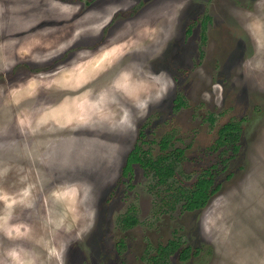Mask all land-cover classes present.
Wrapping results in <instances>:
<instances>
[{"label":"rangeland","instance_id":"374dc122","mask_svg":"<svg viewBox=\"0 0 264 264\" xmlns=\"http://www.w3.org/2000/svg\"><path fill=\"white\" fill-rule=\"evenodd\" d=\"M166 6L98 42L118 5L0 0V264H15L12 250L23 264H153L173 238L167 264H264V0ZM178 8L186 18L164 44ZM229 120L240 122L237 151L217 146ZM139 130L153 157L170 132L168 151L184 150L168 181L126 170ZM213 163L221 187L185 210L169 187ZM129 209L138 223L123 229Z\"/></svg>","mask_w":264,"mask_h":264},{"label":"trees","instance_id":"16d2710c","mask_svg":"<svg viewBox=\"0 0 264 264\" xmlns=\"http://www.w3.org/2000/svg\"><path fill=\"white\" fill-rule=\"evenodd\" d=\"M178 105L182 103L181 96L177 97ZM241 136V126L239 121L229 120L219 129L217 146H228L233 151L239 149V139ZM170 136L166 135L161 140L162 148L168 147ZM131 161H144L137 153L131 155ZM172 154H159L156 158L146 157L147 165L151 167L160 181H165L167 177L174 174ZM169 160V162H168ZM228 158H222L221 161L226 163ZM218 164L213 163L205 168L198 179L190 186H180L170 190V196L183 201V207L188 210H194L204 207L212 194L217 192L221 183L217 179ZM127 225H133L137 222V217L127 213L122 219ZM179 248V242L175 238L170 239L166 244L157 248V253L152 256L153 264H167L170 255ZM198 251H195V253ZM192 254L189 246L180 249L181 259H187Z\"/></svg>","mask_w":264,"mask_h":264},{"label":"flooded vegetation","instance_id":"af4514ba","mask_svg":"<svg viewBox=\"0 0 264 264\" xmlns=\"http://www.w3.org/2000/svg\"><path fill=\"white\" fill-rule=\"evenodd\" d=\"M169 1L170 0H136V2L134 0H82V6L85 9L100 8V7H105L107 5H118L119 8H122V10L119 11V12L113 11L112 13H110L109 17L105 21V23L100 26V28H99V30L97 32L99 34V39H100L98 42H100V41H103L106 38H108L109 33H110L111 29L114 26L118 27L121 23L123 25V23L126 22L129 19L135 21V23L137 24L134 27H138V25L142 26L141 22L145 20V17H151L150 15L155 14V13L166 12L167 9H168L166 4ZM77 2H79V0H77ZM177 11L178 12L174 11V12L171 13L172 16L170 18V22L168 23V26L166 28H164V30H163L164 32L161 34V38H162L161 42H163L164 44L168 43V41L170 40V38H169L170 36L171 37L174 36L173 34H171L172 31H171V28H170V25H173L172 23H174L173 21H178L179 23H181V21L184 18H186L184 16V14L182 13V9L178 8ZM173 29H175L174 25H173ZM177 30H178V32H180L179 29H177ZM188 30H191V29H188ZM70 54H71V52L69 51L68 52V56ZM177 97L175 98V101H174V104H173L174 105L173 107H175V108L182 107V105L185 103L184 102V97H183V95H181L182 103L180 105H178V102L176 100ZM149 100H150L149 102L143 104V105H145L146 108H150V106L152 104L151 102L153 101V98H150ZM126 117H128V116H126ZM130 118L131 117H129L127 119H130ZM148 120L149 119L147 117V118L143 119V122H148ZM114 133L117 134V135H114V137L115 136H118L119 138L123 137V134H122V132H120V130H117V131L115 130ZM166 135L170 136V142H171V140H173L174 135L171 132L163 135L161 137V139H160V147H161V149H163L165 151L162 154H165V153L166 154H172V158H173L172 167H173V172L175 174L176 173L175 162L177 161L178 157H180V156L182 157L184 150L181 149V148H178V149L176 148L174 150H169L168 151L169 144H168V147L162 148L161 140ZM111 136L112 135H110L108 137H111ZM218 136H219V130H218ZM136 139H137V142L135 143V145H133L132 149L128 152L129 154L127 155V158H126V163H127L126 164L127 167H125L126 170L127 171L130 170L132 164H138V165H140L142 167L143 166L146 167L148 170H151L153 172V174L155 175L153 169L147 165V163H146L147 161L145 160V158L146 157L156 158L157 156L153 157V155L150 154V151L148 149H145V147L142 145L144 142H146V139H145L144 134L142 133V130L138 131V133L136 135ZM133 153H137V155L140 158H142L144 161H137V160L131 161V158H132L131 155ZM172 158H169V160L172 159ZM169 160H168V162H169ZM200 174H199V176H200ZM155 177L157 178L158 182H165V181H168V179L171 178V176H170V177H167L165 181H160L158 179V176L155 175ZM198 177L195 179V181L198 179ZM193 183H191L190 185L181 183V184L173 186V187L170 186L169 189H175L177 187L184 186V185L187 186V187H190ZM180 201L182 202V207H183V201L182 200H180ZM185 210H188V209H185ZM194 210H197V209H194ZM188 211H190V210H188ZM127 213H131L132 215L136 216L130 209L125 211L124 213L120 214V216L118 218V224L123 229L131 228L132 226H134V225H136L138 223V217L136 216L137 217V222L135 224H133V225L125 224L122 219L124 218L125 215H127ZM119 244L122 246V245H124V242L121 241Z\"/></svg>","mask_w":264,"mask_h":264},{"label":"clouds","instance_id":"9594fccd","mask_svg":"<svg viewBox=\"0 0 264 264\" xmlns=\"http://www.w3.org/2000/svg\"><path fill=\"white\" fill-rule=\"evenodd\" d=\"M27 191L25 192V196H27ZM0 200L8 201L9 197L7 195H0ZM10 203H15V201H11ZM10 206V205H9ZM17 232H19V229H17ZM50 254L52 256H55L59 259V254L55 248H52L50 250ZM9 257L15 262V264H23V261L20 260V255L16 250H12L8 253Z\"/></svg>","mask_w":264,"mask_h":264},{"label":"bare ground","instance_id":"6f19581e","mask_svg":"<svg viewBox=\"0 0 264 264\" xmlns=\"http://www.w3.org/2000/svg\"><path fill=\"white\" fill-rule=\"evenodd\" d=\"M92 65H94V64H92ZM74 83H76V82L74 81Z\"/></svg>","mask_w":264,"mask_h":264}]
</instances>
